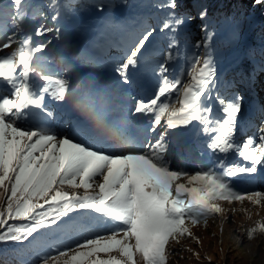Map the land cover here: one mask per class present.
Returning a JSON list of instances; mask_svg holds the SVG:
<instances>
[{"label": "snow or ice", "instance_id": "snow-or-ice-1", "mask_svg": "<svg viewBox=\"0 0 264 264\" xmlns=\"http://www.w3.org/2000/svg\"><path fill=\"white\" fill-rule=\"evenodd\" d=\"M196 7L193 14L184 0L158 3L159 24L146 27L115 67L119 83H133L129 70L157 32L175 34L197 18L205 21L207 7ZM32 8L30 0H0V244H23L54 230L83 232L85 222L76 219L83 210L92 214L86 224L95 230L63 248H37L31 264H169L171 244L181 238L199 243L192 228L223 216V202L264 208V191H241L233 179L264 168V120L243 119L245 98L234 81L221 91L206 23L203 45H194L203 46L204 55L193 53L170 77L169 42L153 93L131 95L130 107L114 116L97 93L77 94L79 84L66 73L45 70L47 34L59 37L61 29L37 15L59 23L61 12L47 17ZM70 99L85 119L72 117ZM191 128L203 138L201 155L208 158L194 170L175 156ZM245 231L249 240L264 234V221Z\"/></svg>", "mask_w": 264, "mask_h": 264}, {"label": "rangeland", "instance_id": "rangeland-1", "mask_svg": "<svg viewBox=\"0 0 264 264\" xmlns=\"http://www.w3.org/2000/svg\"><path fill=\"white\" fill-rule=\"evenodd\" d=\"M82 2L84 5H81ZM160 2L162 0L159 2L156 0H70L69 8L61 9L59 0H30L33 12L43 11L47 17L55 14V11L61 12L59 23L50 19L45 20L37 15V19L47 23L48 26L61 29L59 37L55 33L47 34L51 44L41 61L43 67L45 70L66 73L73 84H79L77 94L81 91H92L95 88L100 103H106L108 100L117 103L113 106V115L118 116L120 111L116 113V110L120 105L125 107L126 104L130 107L128 97L131 95L148 96L153 93L158 80L157 66L163 60L162 53L169 50V42H174L172 48L174 59L169 62L170 77L174 75V70L185 65V61L193 53L200 55L205 53L203 46L199 49L194 47L197 42L203 45L205 37L201 28L186 36L179 32L175 34L157 32L141 57L138 67L129 70L133 83L128 86L119 83L115 67L123 58L131 42L146 27L159 24L163 13L157 10L156 5ZM184 3L193 14L197 11L196 6L205 7L203 0H184ZM100 4L105 5L103 11L97 10ZM215 5V3L211 4L210 9L216 7ZM260 7L257 9L259 10ZM257 9L250 10L252 12L243 20H238V23L224 30L225 32L235 28L228 42L223 46L215 45V40L218 42L217 37L221 35L210 32L212 40L208 43L207 52L212 56L220 72L221 91L223 92L227 82L234 81L235 86L245 98L243 119L252 120L259 125L260 121L264 120V70H262L264 67V55H262L264 53V15L259 14ZM197 21L199 18L193 23ZM75 52L77 53L74 54ZM249 80L252 81V87H249ZM129 89H135V92L127 91ZM68 110L82 113L74 106V101L71 99ZM57 115L65 119L67 114L57 108ZM82 115L84 116L83 113ZM62 123L63 120L59 118L54 121L58 129L62 127ZM160 131H163V128L158 129V133ZM253 131L254 129H250L246 134L251 135ZM188 133H190L189 141L177 148L175 156L182 164L190 161L191 164L197 162L200 167H203L208 163L207 156L201 155L203 138L198 135L195 128L188 130ZM231 159L240 162L234 155ZM185 167L193 170L199 168L187 165ZM262 173L264 168L259 169L254 175L240 174L234 182L241 191H264ZM251 181L254 182L251 183ZM246 186L249 189H244ZM222 206L228 210L223 216L216 215L210 218L207 227L199 224L192 228L193 235L199 238V243L192 238H181L179 243L171 244L174 254L169 257V264H264V234L257 233L254 239L249 240L245 231L253 227L256 222L264 221V208L253 206L247 201L243 204L234 201L231 205L223 202ZM231 209H235V212ZM91 216V213L83 210L77 215L78 221L85 222L86 230L83 232L66 233L62 230H54L52 234L41 236L36 240L29 238L31 242L0 244V254L15 256L19 259L18 264H26V262L31 264L37 248H43L44 251H50L49 245H52L53 249L63 248L74 244L75 240L87 235L88 232L94 231L95 229L87 227L86 224ZM224 216L227 217L226 220ZM92 224H95L94 220ZM195 254H198V257Z\"/></svg>", "mask_w": 264, "mask_h": 264}, {"label": "trees", "instance_id": "trees-1", "mask_svg": "<svg viewBox=\"0 0 264 264\" xmlns=\"http://www.w3.org/2000/svg\"><path fill=\"white\" fill-rule=\"evenodd\" d=\"M60 1V8H69L70 0H59ZM78 1V0H74ZM146 1V0H145ZM160 0H156V2H159ZM203 3H205V7L208 9V17L205 21H197L196 23H189L188 25L182 27L178 32L182 34L183 36H186L187 34H190V32H197L199 28H201V24H207L208 32H213L221 35L217 38L219 39L218 42L215 40V45H225L226 42H228L230 35L233 34L232 30H227L224 32L226 28L230 25H235V23H238V20H243L246 15L251 13L254 10L260 6V5H254V0H203ZM215 3L216 7H213L210 9L211 4ZM81 5H84L82 2ZM251 5V7H250ZM253 6V7H252ZM209 7V8H208ZM262 7L258 11L259 14L262 13ZM188 11L190 9H187ZM218 32H216V31ZM203 34V31H202ZM205 37V32H204ZM204 43V42H203ZM19 259H17L15 256L8 255V254H0V264H18Z\"/></svg>", "mask_w": 264, "mask_h": 264}, {"label": "bare ground", "instance_id": "bare-ground-1", "mask_svg": "<svg viewBox=\"0 0 264 264\" xmlns=\"http://www.w3.org/2000/svg\"><path fill=\"white\" fill-rule=\"evenodd\" d=\"M120 110L121 109L116 110V113H119ZM69 112L71 113V115H72L73 118L80 119V120H83L84 119V117L81 116V114L79 113V111L73 112L72 110H69ZM189 139H190V133H188V130H187L186 133H185V135L183 136V138L181 140V144L188 142ZM182 165L184 166V164H182Z\"/></svg>", "mask_w": 264, "mask_h": 264}]
</instances>
